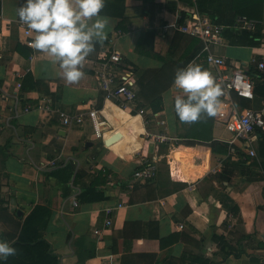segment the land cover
<instances>
[{"label": "crops", "instance_id": "0c3cea01", "mask_svg": "<svg viewBox=\"0 0 264 264\" xmlns=\"http://www.w3.org/2000/svg\"><path fill=\"white\" fill-rule=\"evenodd\" d=\"M232 1L201 3L222 16L230 14ZM23 2L0 0V239L16 240L33 209L47 206L52 214L43 237L60 264H190L197 256L210 259L211 264H264V170L249 155V143L230 144V134L216 115H206L213 122V140L230 144L228 154H212L202 145H183V171L188 179L184 189L167 195L156 189L155 180L128 188L142 157L159 161L160 143L144 138L139 117L105 100L95 76L84 67L91 62H83V77L69 83L54 57L24 44L17 15ZM171 2H177L176 12L169 10ZM119 5L124 7L128 31L117 28L121 18L105 13L109 18L107 41L95 44L88 54L90 60L118 51L138 77L143 73L140 69L159 70L169 64L177 70L190 62L214 76L206 60L211 51L225 58L229 70L243 66L253 75L254 100L233 96L234 103L243 109L263 108L264 69L258 63H264V5L262 43L257 47L231 46L225 38L226 43L207 48L197 39L180 35L174 49L179 34L162 36V28L177 12L187 16L196 5L178 0H124ZM196 48V57L188 62L187 56ZM28 74L25 90H21L17 84ZM36 81L47 83L51 95L38 88ZM174 93L171 89L163 94L164 110L160 112L171 138L165 143L173 145L188 141L179 134L189 127L188 122L180 126ZM44 99L50 101L52 110L25 111L27 102L34 105ZM92 108L100 110L108 122L102 138L96 137L87 115ZM120 112L133 118L131 122L116 119L114 114ZM67 116L74 118L72 126L64 124ZM79 117L81 121H77ZM260 134L252 138L257 152L264 138V132ZM68 163L75 164V173L72 192L63 197L57 180L46 173ZM179 168L177 163L176 170ZM89 185L105 191L108 199L82 203L79 195ZM74 202L79 206L74 207ZM108 218L112 224L106 228ZM96 230L101 234L96 235Z\"/></svg>", "mask_w": 264, "mask_h": 264}, {"label": "built area", "instance_id": "2783aa9c", "mask_svg": "<svg viewBox=\"0 0 264 264\" xmlns=\"http://www.w3.org/2000/svg\"><path fill=\"white\" fill-rule=\"evenodd\" d=\"M260 25V20L248 18L247 16H238L233 25L235 31H255ZM20 27L24 34V44L37 51L32 46L31 41L34 38V31L29 29L23 22ZM226 26L215 23L208 15L202 14L198 9H194L189 15L183 16L177 12L173 20L162 28V36L180 33L193 39H198L207 48L212 44L226 43L224 32ZM35 53L31 57L34 59ZM207 62L214 69V79L222 89L220 96V110L216 114V118L222 123L224 129L230 134V144L237 141H245L249 143V155L257 157V151L253 147L252 138L255 134L264 132V106L262 109H243L237 106L233 101V96L237 98L252 101L255 98V82L253 77L248 74L244 67L233 68L229 70L224 57H218L211 51L207 54ZM84 62H91L95 69L94 76L98 83L99 90L103 93L105 100L111 101L118 108L126 111L130 115L139 117L143 123L144 138L157 143H165L171 140L168 132L166 121L161 117L159 112H153L141 105L139 99V77L134 68L124 61V58L118 51L108 52L94 59L87 56ZM256 63V60H253ZM260 69H264V63H258ZM17 77H21V73H17ZM21 87V83L17 84ZM174 91L182 92L174 84ZM52 110L53 107L49 100H43L37 104L26 103L25 111L32 109ZM89 119L93 124V129L97 138H102L108 127V122L102 112L92 108L87 112ZM79 117L77 121H81ZM74 118L65 117L63 122L67 126H72ZM157 159L148 156L142 157L141 162L133 171L131 182L128 188L133 189L136 183L145 184L153 181L158 172ZM111 180V178H110ZM74 207H78L79 203L74 202ZM122 205H119L121 207ZM111 211V210H110ZM112 224L110 218L107 219L105 226L109 228ZM183 229V226H179ZM102 231L96 230L95 234L100 235Z\"/></svg>", "mask_w": 264, "mask_h": 264}, {"label": "trees", "instance_id": "16d2710c", "mask_svg": "<svg viewBox=\"0 0 264 264\" xmlns=\"http://www.w3.org/2000/svg\"><path fill=\"white\" fill-rule=\"evenodd\" d=\"M117 1L118 2L115 4L106 3L104 9H102V14H111L115 17L121 18L122 21L117 28L126 32L128 31V28L124 25L125 10L123 6L119 5L124 3V0ZM178 1L183 2L188 6L196 5V8L200 13H206L215 23L226 26L227 29L224 32V37L227 38V43L229 45L257 47L262 43L260 25L255 31H235L233 25L238 16H247L248 18L262 20L264 0H233L230 14H224L222 16L213 12L214 10L212 9H204L201 0ZM168 8L170 11L176 12V10H178L177 2L169 3ZM178 34L179 35H176L174 38L172 45L173 49L176 48L177 42L181 39L180 35L182 34ZM199 48H196L191 55L187 56L186 60L188 62L196 57V52H198ZM17 50L22 52L20 45L17 46ZM30 53V51L27 53L28 57H30ZM84 67L86 70L90 71L94 77L95 69L93 65H84ZM146 72L142 73L144 75L139 76V99L141 105L151 109L153 112L160 113L164 110L163 94L172 89L176 69L169 64H164L159 70H147ZM249 74L251 75V72ZM29 75L30 74L22 80V83L20 82L21 90H25L24 82ZM94 79L96 80V78ZM35 85L38 88L39 86L43 88L46 95H51L47 83L36 81ZM177 95H183V93L175 91L174 98ZM179 122L181 123L180 126H187V122H182L180 120ZM188 126L189 127H185L183 134H179L180 139L186 138L188 141L175 142L174 145L170 143L159 144V166L157 176L154 180L156 189H158L159 192H161V190L165 191L167 195L181 191L188 185V179L183 171V159L186 157V150L181 149L183 145H202L208 148V152L218 155H226L231 149L230 144L227 142L213 140V122L206 120V115L202 116L201 119L195 122H190ZM194 140L201 141L196 142ZM0 151H2L1 148ZM253 158H256V162L264 170V138L258 143L257 157ZM177 163L180 165L178 170H176ZM1 166L3 167L4 164L1 163ZM74 173L75 164L68 163L46 173V175L57 180L58 186H60L62 190V196L67 197L72 192L70 184L72 183ZM75 184H77L76 179L73 181V185ZM1 189L2 185L0 182V191ZM106 199H108V196L105 191L97 189L93 187V185L85 187L79 195V200L82 203H94ZM51 214L52 211L47 206H36L24 221L17 238L15 236L16 240H10L13 243V246L17 249L16 254L9 256L4 261H0V264H60L58 256L52 252L51 245L43 237V233L48 226ZM3 236L4 234L2 233L1 237ZM225 246L229 245L225 243ZM193 263L211 264L212 261L208 258L197 256L191 258L190 264ZM213 264H215V262Z\"/></svg>", "mask_w": 264, "mask_h": 264}, {"label": "clouds", "instance_id": "9594fccd", "mask_svg": "<svg viewBox=\"0 0 264 264\" xmlns=\"http://www.w3.org/2000/svg\"><path fill=\"white\" fill-rule=\"evenodd\" d=\"M105 4L106 0H24L17 15L34 31L32 46L54 57L64 79L74 83L83 77V62L95 44L107 39ZM173 84L183 93L174 98L180 121L195 122L220 110L222 89L203 66L190 62L178 68ZM16 252L12 242L0 239V261Z\"/></svg>", "mask_w": 264, "mask_h": 264}, {"label": "rangeland", "instance_id": "374dc122", "mask_svg": "<svg viewBox=\"0 0 264 264\" xmlns=\"http://www.w3.org/2000/svg\"><path fill=\"white\" fill-rule=\"evenodd\" d=\"M129 39H130V38H129ZM138 67H140V65L137 66V68H138ZM149 70H151V69H149ZM146 71H147V70H142V69L139 70V72H141V73H142V72L144 73V72H146ZM141 73H140V74H141ZM146 73H148V72H146ZM142 75H144V74H142ZM114 115H115V118H116V119L121 120L122 122H124V121H126V120L129 121V122H131V119H133V118L129 119V117L126 116L125 114H123L122 112H120V114H114Z\"/></svg>", "mask_w": 264, "mask_h": 264}, {"label": "water", "instance_id": "95a60500", "mask_svg": "<svg viewBox=\"0 0 264 264\" xmlns=\"http://www.w3.org/2000/svg\"><path fill=\"white\" fill-rule=\"evenodd\" d=\"M107 143L110 144L111 143V140H108ZM19 215H22V213L19 212Z\"/></svg>", "mask_w": 264, "mask_h": 264}]
</instances>
